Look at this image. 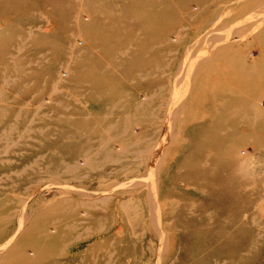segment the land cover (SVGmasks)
I'll return each instance as SVG.
<instances>
[{
    "label": "rangeland",
    "instance_id": "obj_1",
    "mask_svg": "<svg viewBox=\"0 0 264 264\" xmlns=\"http://www.w3.org/2000/svg\"><path fill=\"white\" fill-rule=\"evenodd\" d=\"M0 264H264V0H0Z\"/></svg>",
    "mask_w": 264,
    "mask_h": 264
},
{
    "label": "bare ground",
    "instance_id": "obj_2",
    "mask_svg": "<svg viewBox=\"0 0 264 264\" xmlns=\"http://www.w3.org/2000/svg\"><path fill=\"white\" fill-rule=\"evenodd\" d=\"M226 111V110H225ZM227 111H229V108H228V110ZM260 112V111H259ZM226 115H227V112H226ZM221 121H222V123H227V124H231V122L232 123H234V124H236V126H239L240 125V120H233V121H231V119L230 118H228V116H225L224 117V119H221ZM225 143V142H224ZM220 151V150H219Z\"/></svg>",
    "mask_w": 264,
    "mask_h": 264
}]
</instances>
